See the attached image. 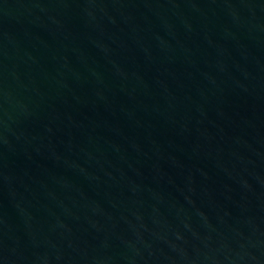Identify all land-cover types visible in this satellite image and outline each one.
<instances>
[{
    "label": "water",
    "instance_id": "obj_1",
    "mask_svg": "<svg viewBox=\"0 0 264 264\" xmlns=\"http://www.w3.org/2000/svg\"><path fill=\"white\" fill-rule=\"evenodd\" d=\"M0 264H264V0H0Z\"/></svg>",
    "mask_w": 264,
    "mask_h": 264
}]
</instances>
